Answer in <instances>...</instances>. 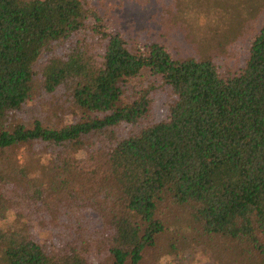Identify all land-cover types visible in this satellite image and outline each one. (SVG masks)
Masks as SVG:
<instances>
[{"label": "trees", "instance_id": "obj_1", "mask_svg": "<svg viewBox=\"0 0 264 264\" xmlns=\"http://www.w3.org/2000/svg\"><path fill=\"white\" fill-rule=\"evenodd\" d=\"M95 1L0 0V264H159L167 200L219 238L207 264H264V23L221 77Z\"/></svg>", "mask_w": 264, "mask_h": 264}, {"label": "rangeland", "instance_id": "obj_2", "mask_svg": "<svg viewBox=\"0 0 264 264\" xmlns=\"http://www.w3.org/2000/svg\"><path fill=\"white\" fill-rule=\"evenodd\" d=\"M94 4L110 29L123 33L133 51L163 44L176 60L210 61L221 77L235 74L244 65L250 43L264 23V0H96ZM144 79L148 82L150 76ZM151 80L159 82L158 77ZM162 108L157 97L154 112ZM162 213L165 241L173 249L166 254L172 257L171 264L214 260L219 238L204 235L190 208L167 200Z\"/></svg>", "mask_w": 264, "mask_h": 264}, {"label": "clouds", "instance_id": "obj_3", "mask_svg": "<svg viewBox=\"0 0 264 264\" xmlns=\"http://www.w3.org/2000/svg\"><path fill=\"white\" fill-rule=\"evenodd\" d=\"M199 23H201V24L204 23L203 18L200 19ZM7 215H8L9 220L14 219V216H15L14 210H11V209L8 210ZM198 259H199V257H198ZM171 262H172V257L169 255L161 256L160 260H159V264H171Z\"/></svg>", "mask_w": 264, "mask_h": 264}]
</instances>
